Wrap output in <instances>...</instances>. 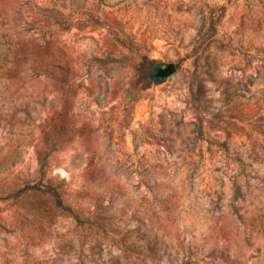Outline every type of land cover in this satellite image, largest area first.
<instances>
[{
	"label": "rangeland",
	"instance_id": "obj_1",
	"mask_svg": "<svg viewBox=\"0 0 264 264\" xmlns=\"http://www.w3.org/2000/svg\"><path fill=\"white\" fill-rule=\"evenodd\" d=\"M263 221L264 0H0V264H264Z\"/></svg>",
	"mask_w": 264,
	"mask_h": 264
},
{
	"label": "trees",
	"instance_id": "obj_2",
	"mask_svg": "<svg viewBox=\"0 0 264 264\" xmlns=\"http://www.w3.org/2000/svg\"><path fill=\"white\" fill-rule=\"evenodd\" d=\"M46 164H44L45 167ZM42 178L32 184L27 185V187H25V189L27 190H34V191H38L41 193H47L49 195H51L53 197V199L55 200L56 204L58 206H60L61 208H63L64 210L70 212L72 215H74V217L77 218L79 223H85V220L80 218V216L69 206L65 203L62 193L59 190L58 186L51 184L49 181H45V175L46 172L44 171L42 174ZM245 197L244 193L242 192V187L237 184L236 185V200H243ZM238 202V201H237ZM234 212L237 214V217L240 219V221L242 222L243 225H246L247 223V218L245 217V215L240 211V207H238L237 205H235L234 207ZM262 228L264 230V221L262 222ZM159 240L156 239L155 241V247L154 249L157 251H159ZM193 253L192 250L189 251V254L187 255L188 258L191 257V254ZM196 261L193 260H188L186 262V264H196Z\"/></svg>",
	"mask_w": 264,
	"mask_h": 264
},
{
	"label": "water",
	"instance_id": "obj_3",
	"mask_svg": "<svg viewBox=\"0 0 264 264\" xmlns=\"http://www.w3.org/2000/svg\"><path fill=\"white\" fill-rule=\"evenodd\" d=\"M176 69L177 67L173 62L162 63L155 68L154 75L166 80Z\"/></svg>",
	"mask_w": 264,
	"mask_h": 264
}]
</instances>
